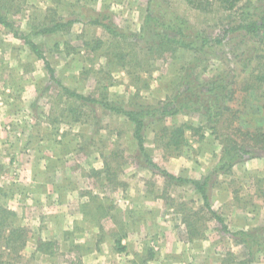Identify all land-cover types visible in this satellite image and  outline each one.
Instances as JSON below:
<instances>
[{
  "label": "rangeland",
  "instance_id": "1",
  "mask_svg": "<svg viewBox=\"0 0 264 264\" xmlns=\"http://www.w3.org/2000/svg\"><path fill=\"white\" fill-rule=\"evenodd\" d=\"M198 1L200 8L183 0H0V14L11 25H0L3 140L32 144L20 146L23 160L48 150L50 161L70 164L62 171L68 177L78 175V166L95 150V159L105 165L98 171L111 179L101 204L106 211L94 201L93 225L85 227L71 223L79 205L72 200L70 224L57 231L52 221L30 219L25 205L17 207L23 215L17 217L14 203L10 208L1 197L0 264H264V251L248 254L230 236L243 231L264 242L263 148L250 142L252 152L231 168L223 153L230 145L224 135L245 145L238 131H264V42L229 30L243 21V10L259 9L255 18L264 15V0H241L240 14L218 2L208 0V7ZM56 24L63 26L43 32ZM11 31L38 46L55 81L44 61ZM220 73L228 75L233 93L224 115H234L231 126L222 120L210 126L197 114L159 121L145 116L144 147L158 169L145 164L133 124L101 104L149 112L177 93L185 75L203 82ZM22 85L26 96L16 111L8 108L14 115L7 119L5 101L13 97L12 87L19 96ZM246 85L250 89L244 92ZM182 125L200 132L184 129L179 146L166 144L172 128ZM11 146L0 147V195L7 197L4 187L23 194L24 181H15L26 177L21 163H12ZM160 170L192 181L210 175L209 205L227 231L190 183L171 181Z\"/></svg>",
  "mask_w": 264,
  "mask_h": 264
},
{
  "label": "trees",
  "instance_id": "2",
  "mask_svg": "<svg viewBox=\"0 0 264 264\" xmlns=\"http://www.w3.org/2000/svg\"><path fill=\"white\" fill-rule=\"evenodd\" d=\"M187 4H190L191 7L200 8L199 3H196L197 0H183ZM203 1L204 3L211 6V2L208 0H199L198 2ZM213 2H218L221 9L226 11H238L241 13L243 8V4H240L241 0H211ZM245 5V3H244ZM246 6V5H245ZM253 10V13H245L244 10L241 13V19L243 21H239V23L235 27H231L229 30L239 32L242 37H248L253 41L256 42H264V15L261 17L256 16V9ZM264 14V13H263ZM68 24V23H67ZM0 25L11 29V25L5 21V19L0 14ZM63 26L62 24L53 25L51 28L44 29L43 32H54L56 28ZM103 27L105 30L112 34L116 35L115 31L109 27V25L104 24ZM181 27V25H180ZM12 35L15 38L22 39L26 42V44L31 49L32 53L37 57L44 61L48 72L50 73V79L55 81V76L53 70L51 69L49 63L43 58L41 51L39 50L38 46L34 43L28 41L26 36L18 34L16 31H11ZM168 43V40L166 39ZM163 42L161 45H163ZM181 87L170 98L166 99L164 103L160 104L158 107L151 109L149 112L143 111H133V110H125L120 107H116L113 105H109L107 103L101 102L102 106L109 111L123 115L128 121L133 124L134 127V138L137 142L139 152L141 153L144 162L146 165L151 166L152 168H157L156 165L152 162L151 158L147 155L144 147V137H143V130L145 127L144 118L148 114L151 115L156 121L162 120L166 117H171L175 115H188V114H197L200 118H203L208 125L218 124L221 120L224 123H228V125H232L233 120H235L234 115L232 117L224 116L225 112H229L231 107L227 104L233 98V93L230 85V80L227 74L220 73L216 76H213L207 80H203V82H199L197 79L193 77H187L186 75L183 78H180ZM250 89L249 85H246L243 89L244 92ZM65 93L69 96L76 97L78 100L83 102H94L89 100L86 97L81 95L75 94L70 92L67 89H64ZM232 96V97H231ZM234 114V113H233ZM184 129L191 130L195 134L200 132V128L193 127L191 125H182L179 127H173L172 131L169 133L168 140L166 144H173L175 146H179L181 141L183 140L184 136ZM238 134H241L243 137V142H246L245 145H240L236 143L229 135H224L223 138L226 140L228 147L224 149L223 153L225 155V162L231 168L232 165L238 163L242 160L245 155L250 154L248 148V144L253 142L255 145H259L260 148H263L264 151V131L259 133L250 132V131H238ZM225 168V167H224ZM160 173L166 176L171 181H175L176 183L184 184L190 183L195 191L200 195L204 207L208 210V212L215 218L218 222L222 223V228L224 231H227L225 225H223L222 219L211 210L209 205V193H208V186H209V179L210 175L206 176L201 181H192L182 177H175L169 173H166L163 170H160ZM16 230H20L16 229ZM21 231V230H20ZM16 232V231H15ZM229 233V232H228ZM232 237H236L240 243L244 244L246 249L249 251L248 254L255 253V251H264V242L260 240V236L257 234H249L243 231H237L231 233Z\"/></svg>",
  "mask_w": 264,
  "mask_h": 264
},
{
  "label": "crops",
  "instance_id": "3",
  "mask_svg": "<svg viewBox=\"0 0 264 264\" xmlns=\"http://www.w3.org/2000/svg\"><path fill=\"white\" fill-rule=\"evenodd\" d=\"M47 1L49 2V0ZM1 55L2 53L0 52V56ZM14 66L16 65L10 64V68ZM2 69L3 66L2 64H0V73H2ZM24 86L25 85L20 86L21 93L19 96L16 95L17 88H11V91L13 92V95L11 96L13 97L7 98L5 101L7 105V119L9 118V115H14L13 113L8 114V108L9 112L10 110L14 112L16 111V108L14 107L15 104L22 105V99L26 96L25 92L23 96L22 88ZM26 92H29V89H27ZM29 102L32 103V101ZM25 104L27 105L28 102L24 103V105ZM35 136H40V138L42 137L40 134H36ZM0 138L2 140V145L0 143V147H3L6 151H8L11 144L7 143L6 140H3L6 139V135L0 132ZM16 145L17 144L11 146L13 147L11 153L14 152L12 163H15L16 160V163L18 165H20L21 163V165L24 167V172L26 175V177L24 176L25 179L22 177L20 178V180L17 179L15 181L16 183L24 181L25 184H23V190H21L23 194H21V196L17 195V193L16 196L12 195L13 189L11 188L9 191H7V187H4L3 191L6 192V194H9V197H7L6 195L3 196L5 193H2V195H0V198L2 197L4 201L8 202L10 208L14 203L13 205L15 206V208L12 207L11 209H15L14 211L16 212L17 217L22 218L21 216H23L22 213H19V208L17 207L19 205H25L27 207V209L25 210L30 211V219L32 218V215H37L41 219V221H43V224L49 225V222L52 221L57 224L56 230L59 231L64 230L65 226L67 224H70V220H72L71 223H73L74 226L85 227L93 225L92 219L90 218L91 214L89 209H94V201H97L99 207L102 206L100 208H103V210L106 211V207L101 204H104L106 198L105 196L107 195L106 193H104L106 191L105 188L106 185L111 182V179L110 177H107L104 174L100 173V171H98L102 166L105 165L99 163L102 161H97L95 159V157L97 156L95 150L91 151L88 154L86 162L81 163L78 166V169L76 170L78 171V175H72V177H68V175H62L63 169H65L67 165L70 166V164H67L66 161H61L59 159L50 161L48 157L49 155H51V153H49L48 150H44L39 155V158H37V156L35 155L36 157H34L33 160H23L21 159L22 155L19 154V151L21 149L20 146H28L29 148H31L32 144L27 145L25 141H23L22 143L20 141V143H18L17 146ZM91 156L94 158L90 159L89 157ZM84 170H86V172ZM0 178L2 179L4 177L0 176ZM20 200L21 202H19ZM23 200L24 202H22ZM54 200L56 202L52 204ZM70 200H72L73 205H79L75 208L78 209V212H76V214L78 213V215L69 220L67 217L71 209L69 202ZM83 200H86V202L84 203ZM98 205H95L96 208H98ZM48 209H53L54 212L48 211ZM57 209L60 210L57 211ZM29 211H27L28 215L25 213V217L26 215L29 216Z\"/></svg>",
  "mask_w": 264,
  "mask_h": 264
}]
</instances>
